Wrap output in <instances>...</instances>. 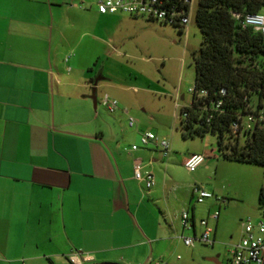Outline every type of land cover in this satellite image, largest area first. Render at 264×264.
<instances>
[{
  "label": "crops",
  "instance_id": "1",
  "mask_svg": "<svg viewBox=\"0 0 264 264\" xmlns=\"http://www.w3.org/2000/svg\"><path fill=\"white\" fill-rule=\"evenodd\" d=\"M73 12L90 13L97 27L117 16L133 22L55 0H0V264H71L75 252L91 262H173L202 216L187 209L194 229H184L171 202V146L166 156L158 142L143 146L142 134L154 132L141 120L120 137L116 121L129 112L102 106L117 88L103 55L85 50V23ZM109 57L121 56L108 47ZM137 164L154 173L152 189L134 178ZM208 218L216 241L220 217Z\"/></svg>",
  "mask_w": 264,
  "mask_h": 264
},
{
  "label": "rangeland",
  "instance_id": "2",
  "mask_svg": "<svg viewBox=\"0 0 264 264\" xmlns=\"http://www.w3.org/2000/svg\"><path fill=\"white\" fill-rule=\"evenodd\" d=\"M55 1L69 7L76 4L83 11H94L98 7V0ZM198 1L192 0L190 22L182 29L130 16L126 18L133 22H123L117 16L113 22L101 21L100 27L96 26L99 22L90 13L81 12L80 15L73 12L70 18H80L85 23L82 25L83 32L87 34L84 48L89 53L96 51L103 55L101 65L105 66L110 84L117 88L113 93L104 92L103 98L107 95L117 100L119 107L129 112L116 121L120 137L122 132L132 129L128 117H133L137 123L135 128L141 120L159 141L170 144L171 155L176 158L172 163L176 191L170 193L174 208L181 214L195 206L198 218L202 216L207 220L208 215L220 211L214 246L200 242L191 248L183 246L176 251L175 261L167 264H232L229 250L241 239L242 223L247 220L255 224L264 223L263 210L258 203L259 191L264 186V168L224 158L218 149V138L213 134L194 138H184L182 134L180 109L192 103L195 57L202 42L195 20ZM95 32L103 37L111 35L114 40L107 41L108 45L95 42L91 37ZM107 46L111 53H120L121 57L118 60L106 59ZM92 105L94 107L93 100ZM193 154L205 155L210 162L191 173L179 160ZM195 186L212 193L215 198L203 204L196 203L192 195ZM216 197L226 198L228 203L220 205ZM210 224L215 226L213 222ZM197 233H200V228ZM185 236L194 237L192 232H186Z\"/></svg>",
  "mask_w": 264,
  "mask_h": 264
},
{
  "label": "trees",
  "instance_id": "3",
  "mask_svg": "<svg viewBox=\"0 0 264 264\" xmlns=\"http://www.w3.org/2000/svg\"><path fill=\"white\" fill-rule=\"evenodd\" d=\"M263 9L264 0L198 1L195 20L202 42L195 57L194 93L191 106L180 109L184 138L213 134L224 158L262 168L264 127L233 136L231 126L242 116L264 111V40L233 13L243 17ZM203 90L207 96L198 97ZM258 203L264 215V186Z\"/></svg>",
  "mask_w": 264,
  "mask_h": 264
},
{
  "label": "built area",
  "instance_id": "4",
  "mask_svg": "<svg viewBox=\"0 0 264 264\" xmlns=\"http://www.w3.org/2000/svg\"><path fill=\"white\" fill-rule=\"evenodd\" d=\"M98 12L100 14H125L133 18H144L151 22H158L165 25L182 29L190 22L192 14V0H98ZM237 19L242 18L244 27H250L260 34L264 40V14L250 13L243 17L239 13H233ZM194 89L192 90V94ZM224 93V91H222ZM207 96V91L203 90L198 93V97ZM102 104L111 113H114L118 107V101L105 96ZM221 102L217 103L216 108L221 107ZM186 118V115H183ZM240 121L234 122L231 126V134L238 136L245 132H251L257 127H264V111L259 114H248L240 117ZM212 119V115L208 116ZM129 127L136 125V120L133 117H128ZM151 142H158L163 154L166 156L171 151L167 141H159L158 137L152 132H146L141 136V144L147 146ZM135 151L138 146H133ZM207 161L205 155L193 154L190 155L185 163V168L193 173L202 167ZM134 178L142 182L147 190L155 186L156 178L151 171H142V168L137 164L134 168ZM193 195L196 198V203L203 204L208 199H214V195L200 187L193 188ZM220 205H226L228 200L223 197H216ZM220 211H215L211 214L213 221H218ZM181 223L184 229H194V223L190 218L188 211L181 213ZM201 232L195 237H184V243L188 247H194L197 242L205 245L214 246L213 238L214 229L209 225L207 219L199 220ZM230 260L232 264H264V223H253L251 220L242 223V236L237 244L232 245L229 250ZM71 264H86L91 263L92 257L75 252L70 256ZM145 264H166L164 261H148Z\"/></svg>",
  "mask_w": 264,
  "mask_h": 264
},
{
  "label": "water",
  "instance_id": "5",
  "mask_svg": "<svg viewBox=\"0 0 264 264\" xmlns=\"http://www.w3.org/2000/svg\"><path fill=\"white\" fill-rule=\"evenodd\" d=\"M97 84V82H95ZM216 261V260H214ZM86 264H121V263H113V262H91V263H86Z\"/></svg>",
  "mask_w": 264,
  "mask_h": 264
}]
</instances>
